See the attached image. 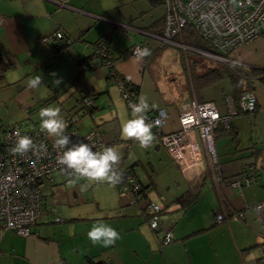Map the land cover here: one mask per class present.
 I'll return each mask as SVG.
<instances>
[{"label":"crops","instance_id":"1","mask_svg":"<svg viewBox=\"0 0 264 264\" xmlns=\"http://www.w3.org/2000/svg\"><path fill=\"white\" fill-rule=\"evenodd\" d=\"M133 1L123 3L121 6H127L121 10L94 13L80 0H0V58L10 62L9 69L0 78V93H6L4 100H0V108L9 111L18 106L32 111L57 102L66 93L76 94L74 104L64 107L60 103L57 117L63 120L71 114L79 97L90 92L92 115L90 122L77 126L79 133L86 134L97 128L103 133L104 140L118 150L120 167L132 168L142 184H153L147 195L163 211L159 218L161 230L153 231L148 226L144 208L141 204H131L130 194H123L116 182L95 180L98 186L92 193L94 210L89 208L86 215L68 221L55 216L62 219L55 223L68 224L51 228L49 225L53 224V219L50 220V207L45 202L42 218L32 226L30 236L22 237L0 227V264H90V260L97 264H254L259 259L262 262L258 264H264V208L259 212L255 209L258 204H264V75L253 81L256 97L253 116L237 114L232 117L229 129L221 126L222 129L215 134L219 170L214 176L210 171L202 184L203 174L197 179L194 168L180 169L151 128L153 140L149 147H141L134 137L122 135L121 128L114 122L118 120L113 111L116 112L111 92L114 89L110 87L114 84L107 81L105 69L102 87L96 84V77L88 73L93 69L82 73L79 85L74 82L79 73L77 62L92 55L93 43L104 35L109 37V49L118 74L139 87L138 101L144 113L127 108L129 119L145 118L163 109L167 118L162 131L171 133L179 130L181 107L193 101L213 102L221 115L226 113L224 96L231 94L227 80L201 90L196 97L184 72L180 84L175 83V78L169 79L177 87H167L161 93L157 90V80L153 78L154 91L160 94L159 97L153 99V96L144 94V75L165 45L159 36L164 7L150 0H141L142 6L139 7ZM63 12L81 17L75 31L64 22ZM89 18L103 23L108 29L95 37L93 22ZM58 29L72 38L74 42L70 47L58 50L55 45L41 41L42 37ZM112 32L122 33V47L115 48ZM138 44H145L149 54L134 57L131 50ZM149 56L154 58L146 67L145 58ZM231 58L244 66L264 68V35L234 50ZM13 59L22 64V73L15 75L11 72L15 67ZM31 66L33 73L41 77L39 82L46 85L45 91L49 92H43L47 97L39 104L35 98L37 90L28 83L32 74L28 68ZM195 71L200 74L197 69ZM58 78L62 79L55 85ZM51 97L52 101L42 106ZM110 119L114 123L106 126ZM197 141L203 149L198 138ZM203 160L206 166L204 155ZM245 171L254 173L249 185L228 186L229 180ZM188 188L198 191L196 201L186 208L181 207L175 200ZM83 198L89 201L87 194ZM217 213L225 216L221 223L214 221ZM235 214H241V217ZM95 223L115 228L119 238L108 246L92 244L86 233ZM164 230L173 234L174 240L168 245L162 244Z\"/></svg>","mask_w":264,"mask_h":264},{"label":"built area","instance_id":"2","mask_svg":"<svg viewBox=\"0 0 264 264\" xmlns=\"http://www.w3.org/2000/svg\"><path fill=\"white\" fill-rule=\"evenodd\" d=\"M164 7L163 29L161 40L171 42L187 27L191 26L196 34L207 42L212 52H199V54L226 66L240 65L231 58V54L237 48L244 46L264 35V0H161ZM62 33L57 31L46 37L44 42L52 43L60 40ZM141 46H134L131 54L139 58L138 50ZM105 52V51H104ZM104 57L109 58L104 53ZM92 68L96 64L90 65ZM88 69L89 65H84ZM122 98L132 102L134 93L124 88L120 83ZM79 106L81 111L71 113L66 118L65 128L58 130L57 134L49 135L38 130L22 129L19 124H14L2 131L0 140V227L9 230L19 236L28 237L32 234L34 226L41 216L42 197L39 192V183L42 179H49L55 173L80 174L74 168H70L61 162L63 152L73 145L81 142L87 143L92 152L100 151L105 146H111L96 129H91L86 134H80L74 127L80 120V115L85 114V107L91 101L81 98ZM226 113L221 115L213 102H197L183 105L179 112V130L164 133L167 114L161 109L155 115L145 117L152 125L151 129L158 137V141L167 150L173 162L180 169H195V177H202L207 170L214 175L218 173L217 157L214 148L215 131L219 126L228 127L233 116L237 114L252 115L256 107L254 92L248 91L241 95L238 103H235L231 95L224 97ZM78 113V114H77ZM20 135H28L32 138V145L25 151L15 153L12 148ZM67 136V143L58 145L56 139ZM200 140L203 149L197 141ZM112 147V146H111ZM203 155L206 157L204 165ZM113 176H121L119 161L113 165ZM250 173L231 179L228 186L240 188L249 185ZM132 184V193L137 187L133 179L126 177ZM123 194H129L127 186L121 188ZM132 196H135L133 195ZM131 197V195H130ZM132 198V197H131ZM139 197L131 199V204H137ZM264 208V204H258L257 212ZM54 212L55 208L51 207ZM160 208L154 203L147 204L146 220L153 231L161 230L159 223ZM241 217V214H235ZM223 213H217L214 221H224ZM59 217L55 222H61ZM174 240L170 230L163 231L162 244L168 245Z\"/></svg>","mask_w":264,"mask_h":264},{"label":"rangeland","instance_id":"3","mask_svg":"<svg viewBox=\"0 0 264 264\" xmlns=\"http://www.w3.org/2000/svg\"><path fill=\"white\" fill-rule=\"evenodd\" d=\"M126 1L130 2L132 0H80V2H82L81 4L86 5L87 7L86 9L94 13H102L104 12V10L112 11L114 9H119V10L124 9L127 5H123V6L121 5L123 3H126ZM140 2L142 1L141 0L133 1L135 6L136 4L137 6L139 4V7H141L142 5H140ZM117 6H119V8H117ZM131 7L133 8V6ZM63 14H65V17H62L64 22L66 21L65 23L68 24L69 28L72 31H75L79 24V20H82L81 17H78V15H76L75 13L71 14V13L63 12ZM57 17L61 19L60 15H58ZM90 20L93 22L92 32L95 35V37L103 34L104 30L108 29V27H106L103 23H97L96 21L92 19ZM121 35L122 33L120 32L119 33L112 32V41L115 44L116 49L122 47V45L124 44V43L122 44L123 39ZM161 42L163 41L161 40ZM163 43L165 45H164L162 52L158 55V57L152 64V67H150L149 70H147L146 74L144 75L145 82L143 84V92L147 96H153V99L154 97L157 98L160 96V94L154 91V86H153L154 79L157 80V83H156L157 90L160 91L161 93V91L166 90L167 87H177L178 85L175 83L180 84L184 80L183 75L185 72L186 63L188 65L190 64L191 68L194 69L192 70L193 73L195 69H197L199 73H203L209 68L214 67L215 64H217L215 61L210 60L209 58L199 54V52L195 51L194 49L181 44L180 40H177V41L173 40L171 42H163ZM46 45L53 46L55 44H46ZM185 57L186 59H188L187 62L185 61ZM193 61H195V65H193ZM13 62L15 63L14 64L15 67L14 66L12 67L11 72H13V74L15 75L16 73H22V68H20L22 64L20 65L19 61L16 59H13ZM28 71L30 72L32 71V74L30 75L31 79L37 76L35 72L33 73L34 70L32 66L28 68ZM103 71L104 69L88 71V73H91L96 77L95 81H96V84H99V87L104 86V78L102 74ZM192 71L190 70L191 73ZM195 73L197 72L195 71ZM97 76H99V78ZM170 77H171V80L174 78L176 79L175 83L171 82V80L169 81ZM61 79L62 78H58L55 81V85ZM172 83L174 84L173 86H172ZM146 84L148 85L146 86ZM169 84H171V86ZM15 87L16 86H14V88ZM45 87L46 85H44L43 83L41 84L40 82H38V85L35 87V91L37 90L35 92V98L36 100L39 101L38 104L42 102V100L45 99V97H47L46 95H43V92L46 90ZM110 87L111 89L112 88L114 89L111 92H112V97L114 100L116 112L115 110L113 111H114V115L115 113H117V119H118L117 120L118 122L117 121H114V122L117 123V126L122 128V124L124 123V121L129 119L127 106L125 105V102L120 95L118 87L116 85H111ZM219 87L220 86H217L216 88L219 89ZM8 88L9 87H6V90H9ZM173 90L175 91V89ZM45 92L46 94L49 93L47 91ZM5 97H6V93L5 91H2L0 93V100H4ZM76 97H78L76 94L71 95L69 93H66L64 96L62 97L60 96L57 102L55 103L51 102V104L48 105L47 107L60 108V103H63L64 107H67L69 104H74V102L76 101ZM11 108L9 111H6L5 109L0 108V123L2 126L0 127V131L4 130L6 127H9L11 123H14V122L16 123L18 122L17 124H19L24 130L27 127L42 130L40 126L41 120L47 119V117L46 116L41 117L39 115V112L41 109H34L32 111H28L24 109L23 107L19 108L18 106L16 107L17 109L14 108L16 110H11ZM106 110H108V108H106ZM75 112L76 111L74 110L71 113H75ZM110 120H109L110 122H108L106 126L107 125L111 126L114 123L112 119ZM87 122H90L89 115L82 117L77 122L76 127L77 126L79 127V125L81 126V125L87 124ZM103 127H104V124H103ZM0 140H1V132H0ZM96 186L98 185L95 182V180H92L91 178L85 175H80L75 178H68L65 175L55 174L53 175V183H50L48 180H44L43 183L39 186L41 195L46 198L45 200H47V201H44V203L46 202L48 207H51L54 205L56 206V209H57V213H54V214L51 213L49 216L50 220L53 219L51 221L53 222V224L49 226L51 228H56L61 225L69 223V222L55 223L54 221L55 216H60L63 218V220L68 221L72 217L86 215L88 211H90L89 208H92L94 210L95 207H92L91 205L93 204V197H92L93 194L92 193L94 192ZM86 194H87L89 201L86 200V198H83V196H85ZM64 235L66 234L64 233ZM76 238H79V236H76Z\"/></svg>","mask_w":264,"mask_h":264},{"label":"trees","instance_id":"4","mask_svg":"<svg viewBox=\"0 0 264 264\" xmlns=\"http://www.w3.org/2000/svg\"><path fill=\"white\" fill-rule=\"evenodd\" d=\"M150 1H153V2H155L157 4L163 5L161 0H150ZM163 17H164V15H163ZM163 24H164V21L162 20V26H161V30H160L161 33L159 34L160 37H161V34H162ZM57 31H60L62 33V38L60 40H54V42H52V43L44 42V39L46 37L50 36V35H48V36L42 37L41 41L46 43V44H55V48L58 49V50L66 49V48L70 47L73 44L74 41L69 36H67L65 34V32H63L61 29H58L55 32H57ZM179 36H176L174 38V40H176V41L180 40L181 44H183V45H185L187 47H190V48H192L194 50L203 51V52H212L213 51L211 46L207 42H205L201 37H199L191 26H187L181 32V34ZM177 37H179V38H177ZM109 44H110L109 43V37L108 36H104V35L100 36L93 43L94 52L92 53V55L81 59L76 64L78 66L79 73L77 74L74 82L77 83V85L80 84V82H81L80 80L82 79V73L85 70H87L86 68H84V65H89L88 69H93V70L105 69L106 70V79H107V81L109 83L114 84V85H116L118 87L121 97H122V93H121L122 89L119 86L120 83H123L124 84V88H127L128 91L134 93V97L132 98L133 104L131 102L123 99L124 102H125V105L127 106V108L129 110H134V107L139 105L141 107V109H142L140 111V113H144L143 106L138 101L139 87L134 85V84H132V83H130L128 80H126L120 74H118V72L115 69L113 56H112V54L110 52V49H109ZM138 45L141 46V49L146 48L145 44H138ZM135 46H137V45H135ZM133 48H134V46H133ZM131 52H132V50H131ZM104 53L107 54L109 56V58L104 57ZM152 53H154V52H152ZM140 57L141 56H139V58ZM153 58H154L153 56H149L148 59L145 58L146 67L150 65V63L153 61ZM185 61L186 62L188 61V59H186V57H185ZM91 64H96V66L92 68L90 66ZM193 65H195V61H193ZM9 67H10V62L9 61H5L2 58H0V78L2 77L3 73H5L9 69ZM190 70L192 71L194 69L191 68L190 64L188 65L186 63L185 73L187 74V76L189 77V79L191 81L192 88H193V91H194L196 97L200 95L201 90H204L205 88L212 86L213 84L217 83L218 81L227 80L228 83H229V86H230V93H231L230 95L232 96V98H233L235 103L239 102L240 97H241V95L243 93L248 92V91H252L253 92V81L255 79H259V80L262 79V77L264 75V68H254V67H250V66H244V65H241V64L238 65V66H236V65L226 66V65L217 63V64H215L214 67H211L208 70H206L205 72L200 73V74H196L195 71H194V73H193V71L191 73ZM81 98L82 99L83 98H88L91 101V103L93 102V98L91 97L90 92L86 93V94H83L77 100V102L75 104V107H74V109L72 111L75 110L76 112L77 111L79 112V111H81L83 109V108H81L79 106V102H78V101H81L80 100ZM51 101H52V97L49 98V99H46L42 103V106L48 104ZM92 108H93L92 104H90L89 106L85 107V114L80 115V119L82 117L86 116V115L91 116L92 115ZM157 111L152 113V115H146L145 117L153 116V115L156 114ZM255 111H256V109H255ZM255 111L253 112V114L255 113ZM66 118H64L63 121H65ZM74 127L77 129L76 125ZM31 129H33V128H31ZM94 129L98 130L95 127H94ZM221 129H222L221 126H219L216 129L215 134ZM227 129H229V127ZM34 130H37V129H34ZM2 131L3 130L0 131L1 134H2ZM38 131H40V130H38ZM40 132L47 133L46 131L45 132L44 131H40ZM119 169H120V172H121V176H119V177L118 176L117 177L113 176V181L116 182L118 188H120V189L125 187V186H127L128 192H129V194L131 195L132 198L135 197V196L139 197V202H137V204H135V205H140L141 204L142 208H144V213H145V218H146L147 204L148 203H154V202H151L149 200L148 195H147V193L154 187L153 184L152 183H149L147 185L142 184L138 180V178L136 177L134 172L132 171V168L131 169H122L120 167V163H119ZM208 173H210V170H207L203 174V178L201 180V184L208 177ZM247 173L251 174V176L249 177L250 183H251L252 179L254 178V173H253V171H245L243 174H247ZM55 174L64 175V174H60V173H55ZM65 176H67L68 178H75V177L80 176V174H77V173L71 174V173H69V174H65ZM126 177H130V178L133 179L134 185L137 187V190L135 191V194L132 193V189L130 187V185H132V184L127 180ZM44 180H48L50 183H53V176H52V178H49V179H42L41 182L39 183V186L43 183ZM39 192H40V190H39ZM132 194L135 195V196H132ZM197 195H198V191H194L193 189L188 188L187 191L183 195H181L179 198H177L175 200V203L179 204L181 207H185L186 208V207L192 205L196 201ZM41 197H42V210L44 211L43 205H44V201H46L45 200L46 198L43 197L42 195H41ZM51 199H53V198H51ZM52 204H53V202H52ZM224 206L226 207V205H224ZM51 207L55 208L54 212L51 210ZM51 207L49 208L50 213H53V214L56 213V211H57L56 206L53 205ZM159 208H160V206H159ZM162 212L163 211L160 208V212L158 214V216H159L158 218H160V215L162 214ZM228 212H230V211L228 210ZM258 262H262V259L257 260V262H254V264H258ZM89 263L90 264H97V263H94L91 260H90Z\"/></svg>","mask_w":264,"mask_h":264},{"label":"clouds","instance_id":"5","mask_svg":"<svg viewBox=\"0 0 264 264\" xmlns=\"http://www.w3.org/2000/svg\"><path fill=\"white\" fill-rule=\"evenodd\" d=\"M137 54L139 56L148 55L149 49H139ZM40 80L41 77L39 75L35 76L28 82L29 86L35 88ZM141 110L139 105L134 107V111L136 112ZM57 113H60L58 107L42 108L39 112L41 117H47V119L41 120L40 126L49 135L57 134L58 130H62L66 126L65 122L57 117ZM151 127L152 125L145 123V118L141 116L124 121L121 132L125 137H134L141 147H149L150 141L153 140V133L150 131ZM56 143L58 145L66 144L67 136H61L59 139H56ZM31 145V137L20 135L12 151L20 153L27 150ZM60 159L68 167L74 168L92 180L113 181L114 173L111 172V169L119 161L120 155L115 147L105 146L100 151L92 152L87 143L81 142L63 152ZM86 235L92 244H100L102 246L113 244L119 238V232L115 228L99 223H95L87 231Z\"/></svg>","mask_w":264,"mask_h":264}]
</instances>
